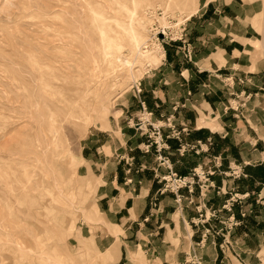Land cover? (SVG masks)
<instances>
[{"label":"rangeland","instance_id":"374dc122","mask_svg":"<svg viewBox=\"0 0 264 264\" xmlns=\"http://www.w3.org/2000/svg\"><path fill=\"white\" fill-rule=\"evenodd\" d=\"M7 1L0 0V264H116V247L102 254L96 245L95 231L109 230V225L94 210L102 184L97 178L100 171L91 165V159L98 162L94 149H107L108 154L115 140L116 149L124 153L125 149L149 153L169 167L163 179L165 189L199 186L216 175L218 171L194 170L188 176L192 181L179 186V179L185 178L171 169L163 134L166 128L178 137L182 119L193 113L190 106L180 105L188 98L181 93L188 91L178 87L180 67L194 61L188 34L202 28V22H195L207 18L211 7L223 10L232 0H120V7L116 0H10L11 6ZM138 1L142 9L135 12L133 5ZM233 1L241 5L256 1L260 12L252 23L263 33L264 0ZM90 11L96 26L109 29L106 23L114 19L140 36L136 44L129 39L121 42L124 56L136 54L128 50V42L142 50L146 44L150 54L137 57L134 79L124 70L103 71L97 90L88 98V115L75 119L67 115L62 99H69L73 88L90 79L87 49L98 43ZM94 52L99 56L97 48ZM44 88L55 94L50 96ZM49 118L55 137L49 131ZM191 150L178 152L184 155ZM248 168L247 173L264 177V172ZM169 183L177 186L171 188ZM230 192L226 205L231 212L242 211L245 218L258 206L264 208L263 202H249L250 196ZM238 224L232 220L230 226ZM123 262L128 264L125 258Z\"/></svg>","mask_w":264,"mask_h":264},{"label":"crops","instance_id":"0c3cea01","mask_svg":"<svg viewBox=\"0 0 264 264\" xmlns=\"http://www.w3.org/2000/svg\"><path fill=\"white\" fill-rule=\"evenodd\" d=\"M256 4L232 0L196 20L202 28L188 34L194 61L180 67L178 80L179 89L188 91L180 105L193 113L182 119L178 137L166 128L163 134L164 155L177 176L190 182L194 170L217 176L199 186L165 189L169 167L149 153H124L115 140L108 154L94 149L98 162L91 159V165L102 181L94 210L109 225L95 231L96 245L102 254L116 247V264L124 258L128 264H264V208L244 218L226 205L230 191L264 203V177L247 173L249 166L264 172V18L261 33L252 23L260 12ZM179 149L193 150L183 155ZM232 220L239 224L231 227Z\"/></svg>","mask_w":264,"mask_h":264},{"label":"bare ground","instance_id":"6f19581e","mask_svg":"<svg viewBox=\"0 0 264 264\" xmlns=\"http://www.w3.org/2000/svg\"><path fill=\"white\" fill-rule=\"evenodd\" d=\"M9 1V2H8ZM7 2L4 3H8L10 4V0H8ZM12 1V0H11ZM114 1V0H113ZM123 1V0H121ZM120 0H116V2L119 3L121 2ZM89 2V1H88ZM143 2L145 3V1L143 0ZM115 3V2H114ZM13 4V3H12ZM89 4V3H88ZM7 5V4H6ZM117 5V4H116ZM115 5V6H116ZM142 3L135 2L134 6V11H140L142 9ZM148 5V4H147ZM146 5V6H147ZM11 6V4H10ZM89 6V5H88ZM114 6V7H115ZM123 6V5H122ZM7 8L9 6H6ZM13 7V6H12ZM120 7V5H119ZM4 8V5H3ZM124 9H127L125 7H123ZM122 8V9H123ZM133 8V7H132ZM112 9V8H111ZM116 9V7H115ZM12 10V9H11ZM128 10V9H127ZM116 11V10H115ZM123 11V10H121ZM134 11H130V14L133 13ZM1 12H4L3 9H1ZM117 12V11H116ZM124 12V11H123ZM134 12V13H135ZM38 13V12H37ZM71 13V12H70ZM89 13H91V23H92V27H94L96 29V33H97V39L98 43L96 44L95 47L90 46L91 48L87 49L88 52V56H89V75H90V79L85 81L84 85H81V87L78 88H73L72 89V94H69V99H62L64 101H62L63 105H65L66 110L68 111L67 115H70L71 117L75 118V119H79L85 117V115H88V105H89V97L92 95V93H94V91L97 90L98 88V84L100 83L99 81V77L100 74L103 73V71L107 72V73H120L126 71V75L128 77H130L131 79L135 78V74H134V64L136 63L137 57L141 56V57H145L147 58V55H149L150 51H149V46H145L146 44L143 45V49L140 47H136L134 48V46L128 42L129 46V51L131 52V54H134L136 52L135 55L133 56H124L123 52H124V47H122L121 42H127V40L129 39L132 43L136 44L139 40H140V36L134 33H129L125 28L122 27V24H119V22L117 20L111 19V22L108 23L107 21V28L109 29H103L102 27L100 28L99 26H96V22H95V17H94V12L90 11ZM120 13V11H119ZM140 13V12H139ZM144 13V11L142 12ZM72 14V13H71ZM96 14V12H95ZM116 14V13H115ZM141 14V13H140ZM124 15H126L124 13ZM135 15V14H134ZM133 15V16H134ZM50 16V14H49ZM48 16V17H49ZM53 16V15H52ZM51 16V17H52ZM73 16V15H72ZM137 16V14H136ZM50 17V18H51ZM74 17V16H73ZM121 17H122V13H121ZM124 17V16H123ZM126 17V16H125ZM124 17V18H125ZM102 18V17H101ZM118 18V17H117ZM138 18V17H136ZM107 19V18H106ZM126 19V18H125ZM129 19V18H127ZM121 20V19H119ZM133 20V19H132ZM55 22V21H54ZM53 22V23H54ZM72 22V21H71ZM58 23V22H56ZM133 23V22H132ZM67 31V30H66ZM72 31V30H71ZM89 32V31H87ZM55 34V33H54ZM60 34V33H59ZM90 33H88L89 35ZM64 35V34H63ZM69 35V34H68ZM57 36V35H56ZM54 37V36H53ZM71 37V36H70ZM88 37V36H86ZM93 37V35H92ZM56 38V37H55ZM60 38V37H59ZM77 38V37H76ZM84 38V37H83ZM96 38V37H95ZM62 39V38H61ZM70 39V38H69ZM87 39V38H86ZM92 39V38H91ZM94 39V38H93ZM92 39V40H93ZM55 40V39H54ZM68 40V39H67ZM91 40V41H92ZM66 41V40H65ZM74 41V40H73ZM94 41V40H93ZM78 42V41H77ZM97 42V41H96ZM95 42V43H96ZM148 42V41H147ZM70 43V42H69ZM76 43V41H75ZM93 43V42H92ZM83 44V43H82ZM143 44V43H142ZM70 45V44H69ZM84 45V44H83ZM89 45V44H88ZM148 45V44H147ZM77 47V46H75ZM54 48V47H53ZM84 47H82L83 49ZM98 49L99 51V56L95 55L94 50ZM62 49V48H61ZM86 49V48H85ZM123 49V50H122ZM59 50V49H58ZM137 50V51H134ZM161 50V49H160ZM126 51V50H125ZM72 52V51H71ZM76 52V51H74ZM82 52V50H81ZM84 52V51H83ZM82 52V53H83ZM69 53V52H68ZM72 54V53H71ZM84 54V53H83ZM163 54V53H162ZM20 56V54H19ZM75 56V55H74ZM73 56V58H74ZM78 56V55H77ZM19 58V57H16ZM21 58V56H20ZM19 58V59H20ZM79 58V57H78ZM76 57V59H78ZM84 59V58H83ZM81 60V59H80ZM76 62V61H75ZM84 64V63H83ZM102 66L104 67V69L102 68ZM84 68V67H83ZM37 69V68H36ZM33 70V69H32ZM88 75V76H89ZM80 86V85H79ZM45 92L47 94H49L50 96L52 94H55L53 92H51L49 90V88H44ZM52 93V94H51ZM45 94V93H44ZM16 96V95H15ZM24 108V107H23ZM100 108H104V112L108 111V108L104 105H101L100 103ZM4 116V115H3ZM1 116V117H3ZM29 120H32L31 118H29ZM63 120V119H62ZM4 121V120H3ZM35 122V121H34ZM48 127H49V131L53 133L54 137H55V131H54V122L49 118V122H48ZM1 128V126H0ZM38 128V127H37ZM39 129V128H38ZM2 131V130H1ZM39 131V130H38ZM41 131V130H40ZM39 134V133H38ZM37 136V134H36ZM46 136V134H45ZM53 137V138H54ZM38 138V137H37ZM42 138V137H41ZM36 139V138H35ZM46 139V138H45ZM44 139V140H45ZM56 140V139H55ZM49 141V140H48ZM50 142V141H49ZM112 251V250H111Z\"/></svg>","mask_w":264,"mask_h":264},{"label":"built area","instance_id":"2783aa9c","mask_svg":"<svg viewBox=\"0 0 264 264\" xmlns=\"http://www.w3.org/2000/svg\"><path fill=\"white\" fill-rule=\"evenodd\" d=\"M178 182L180 183L179 186H181V185H186V184H187V182L185 181V179H184V180L179 179ZM193 264H201V263H200L198 260H196L195 262H193Z\"/></svg>","mask_w":264,"mask_h":264}]
</instances>
